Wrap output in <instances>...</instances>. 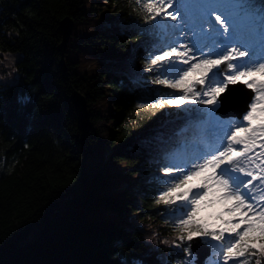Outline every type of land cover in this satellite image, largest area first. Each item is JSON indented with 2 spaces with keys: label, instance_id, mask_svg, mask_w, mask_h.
I'll return each instance as SVG.
<instances>
[{
  "label": "trees",
  "instance_id": "16d2710c",
  "mask_svg": "<svg viewBox=\"0 0 264 264\" xmlns=\"http://www.w3.org/2000/svg\"><path fill=\"white\" fill-rule=\"evenodd\" d=\"M103 1L0 0V264H195L168 222L181 213L158 203L193 105L139 107L180 96L153 83L168 78L162 69L147 70L171 42L170 20L149 23L147 0ZM74 93L88 115L82 137Z\"/></svg>",
  "mask_w": 264,
  "mask_h": 264
},
{
  "label": "snow or ice",
  "instance_id": "6c2138e0",
  "mask_svg": "<svg viewBox=\"0 0 264 264\" xmlns=\"http://www.w3.org/2000/svg\"><path fill=\"white\" fill-rule=\"evenodd\" d=\"M142 7L151 18L149 23L156 21L159 25L157 17L177 22L163 27L173 29L175 33L188 30L192 39L189 43L178 38L167 44L154 54L147 69L148 72L162 69L161 75L168 74L169 78H160L153 83L181 90L183 94L178 98H161L155 103L140 102L139 107L183 108L191 98L192 103L206 106L192 109L191 114L207 122L211 138L209 151L196 145L186 163L164 165L169 176V181L164 182H175L159 195L158 203L172 208L173 215L181 213L175 220H168L179 241L201 237L205 238L204 242L210 239L213 249L219 247L215 264H221V261L222 264L230 261L248 264L247 257L252 256L258 257L256 264H260L259 258L264 257V195L258 197L261 203L257 210L242 189L252 192L254 189L249 186L256 180L264 185V167H259L248 155L257 138H264V0H147ZM168 9L173 11L165 15ZM205 48H209L208 54L197 57L195 53H203ZM221 65H226L228 72L223 74L222 80L213 81V77L222 74ZM209 82L216 86H210ZM238 82L255 95L249 96L246 107L237 113L238 117L242 116V121H220L217 110L223 101L218 98L228 85ZM236 91L235 88L228 89L225 99H230ZM232 102H235L234 98ZM236 145L243 147L237 151ZM260 148V164H264V140ZM173 168L179 170L178 174L173 173ZM237 173L239 175H235ZM190 183L192 187H189ZM209 196L217 197L227 208L225 214L217 217L218 228H210L195 219L201 204ZM177 200L181 201L179 205ZM237 213H241L242 218L235 224L232 219L225 218ZM241 225H244L242 231ZM190 248L188 254L192 256ZM240 257L245 259L241 261ZM137 264H151V261L142 260Z\"/></svg>",
  "mask_w": 264,
  "mask_h": 264
},
{
  "label": "rangeland",
  "instance_id": "374dc122",
  "mask_svg": "<svg viewBox=\"0 0 264 264\" xmlns=\"http://www.w3.org/2000/svg\"><path fill=\"white\" fill-rule=\"evenodd\" d=\"M104 1L102 0V3ZM170 12H172L173 10L172 9H169ZM177 22H174L172 21L171 24H175ZM180 26H183L182 24ZM85 29L84 27L80 28L78 30L79 33L81 32H84ZM187 30H185L184 32H180V33H175V31L173 29L170 30V35H172V41L176 40V39H182L184 41H187L190 43L191 40H189L187 38L188 35H192L188 32H186ZM211 47V45H210ZM207 52H209V48H206ZM197 57H200V54L199 53H195ZM71 56L75 59H77L78 61H80L81 63V68L84 69L85 68V71L87 70H94V63L92 61V59L87 55V54H80L79 51H77V49H75L74 53L71 54ZM196 61H193V63H195ZM234 63H239V61H234ZM215 71V70H214ZM223 74H226V73H223L222 72V76ZM211 75V74H209ZM213 81L216 80V77H213L212 78ZM210 83V86L212 87H215V83L213 82H209ZM166 89L168 90H175V91H178L181 95L183 94L181 90H178V89H169L167 88L166 86H164ZM198 88L202 87V86H197ZM205 90H207V88L205 87ZM205 99H207V97H205ZM189 102H191V104L193 105L192 108L195 109V108H203V107H206L204 105H197V104H194L192 103L191 101V98H189ZM191 110L192 109H189V108H185L184 107V118H186V120L188 122L190 121H195V122H198L199 120L201 121V119H198L196 117H194L192 114H191ZM192 118V119H191ZM217 118L220 120V121H229L231 119H221L220 117L217 116ZM233 121V120H231ZM242 121V118L241 120ZM200 123V122H199ZM199 123H194L192 124V122L190 123V133L191 134H194V138H191L192 141H195V146L196 145H200L199 143L200 142H206V143H209L210 141V137L208 135V127L209 125L207 124V122L205 120H202L201 121V124ZM258 123V122H257ZM262 140H264V138H257L256 140V144L253 148V151L248 153L249 156H251L253 158V160L255 161V163L257 165H259V167H264V164H260V157H259V153L261 151V148H260V144L262 143ZM224 144L226 145L227 144V140L225 139L224 141ZM213 146L215 147L216 145L213 144ZM235 149L237 151H239V149L241 147H243V145H236L234 146ZM184 149V148H183ZM190 152H187L185 151V149L183 150V155H184V159L182 161V163H186V160L188 158V154ZM168 158V157H167ZM169 163H178L176 161V159H174V156H171L170 157V160H169ZM179 164V163H178ZM253 172L256 173L257 175H259L258 173V170L256 168H253ZM235 175H239L238 173L235 174ZM241 179H244V180H248L250 179V177H241ZM193 185L190 183L189 184V187H192ZM250 188L254 189L252 192H249L248 189H242L243 191H245L247 194H248V198L251 202L254 203L256 209L258 210L259 207H260V201L258 199V197L260 195H264V185L260 184L259 180H256V181H253L252 185L249 186ZM140 192V190H139ZM253 197H256V199H253ZM176 203H181V201L177 200ZM235 202L233 201V204ZM199 211L200 213L198 214V217H199V220H200V223L201 224H204V225H207L209 226L210 228H218L219 226V221L217 220H214L213 217L214 216H220L222 214H225L227 212V208L225 206V204L223 202H221L217 197H214V196H209L207 198V200L201 204L200 208H199ZM249 215H251L249 213ZM226 219H232V222L233 224H235L237 221H239L241 218H242V215L241 213H237L235 216H232V217H228V216H225ZM244 218H247V217H244ZM243 227L244 225H241L240 227V230L242 231L243 230ZM227 235V234H226ZM203 240L205 238H202ZM206 244H209L211 245V242L210 239L208 240V242H205ZM214 253L213 254H218L220 253V249L219 247H217L216 249H213ZM243 257H240L238 258L239 260H243L242 259ZM216 259L217 258H214L212 257L211 259H209L208 263L207 264H215L216 262ZM221 264H222V261H221ZM229 264H234V261H230Z\"/></svg>",
  "mask_w": 264,
  "mask_h": 264
},
{
  "label": "water",
  "instance_id": "95a60500",
  "mask_svg": "<svg viewBox=\"0 0 264 264\" xmlns=\"http://www.w3.org/2000/svg\"><path fill=\"white\" fill-rule=\"evenodd\" d=\"M71 28L72 22L68 18H63L59 22V29L62 38V42L59 46L61 56L63 54L66 41L70 35ZM232 88L237 89V91L233 92L232 97L226 100L225 97L228 96V89ZM249 96L254 97V93H252V90L248 89L244 84L238 82L236 85H228L227 89L225 90V93L221 94V96L219 97V99L222 100L223 103L221 104L218 110V114L223 117H238L237 113L241 109L246 107L245 102L248 101ZM232 98H234L235 102H232ZM70 101L77 117L80 137H82L89 130V123L87 120L88 115L85 107V102L84 99L77 93L71 95ZM189 243L191 246L192 253L196 255V263L204 264L205 259L210 255V246L203 244L200 237H194L191 241H189Z\"/></svg>",
  "mask_w": 264,
  "mask_h": 264
}]
</instances>
